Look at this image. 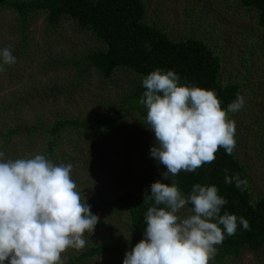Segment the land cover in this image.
Returning a JSON list of instances; mask_svg holds the SVG:
<instances>
[{
  "label": "trees",
  "instance_id": "obj_1",
  "mask_svg": "<svg viewBox=\"0 0 264 264\" xmlns=\"http://www.w3.org/2000/svg\"><path fill=\"white\" fill-rule=\"evenodd\" d=\"M232 4L246 13H254V27L264 29V0H232ZM190 10L191 7L187 8L186 12ZM0 13L12 17L5 31L10 37L8 41L4 40L6 36H2L0 26V41H4L0 44V49L9 47L16 58L15 64L4 65L5 71L0 72V151L4 152L3 144L9 143L12 139L22 140L25 146H30L32 138L45 136L43 147L38 148L41 150L28 152L30 155L26 158L43 154L54 164L71 163L72 171H75L77 162L75 160H78L76 154L80 149L75 144H71L69 152L64 154L58 146L59 134L68 128L76 134L84 133L101 137L104 145H108L107 149L102 147V152L96 154L91 162L85 161L82 157L80 159L90 164L97 162L101 165L108 152H115L120 145L125 149L136 145L134 138L138 136V127L135 126L126 142L123 139H116L112 135L113 129L122 126L123 117L129 111L136 112L137 126L146 122L147 110L139 103L145 91L142 80L159 68L162 71H175L182 84L214 90L221 101L222 109L226 111L228 105L245 89L249 94V102H252V110L246 113L248 105H243L236 112H228V117L234 114L235 119L246 122L243 131L255 136L254 146L257 149V157L264 163V115H262L263 110L255 109V106L261 104L256 102L257 100L264 101V74H260L257 78L256 86L247 87L245 84L241 90L242 83L236 79L220 81V56L209 46V41L202 36L186 37L182 40L169 39L155 24L144 23V0H0ZM36 15L44 16V35L53 37L54 40L51 42L62 39L61 33L55 26L65 19L73 22L77 29L88 32L99 48L95 50L86 48L82 51L70 48L66 52L52 56L49 52H45L46 67L68 68L72 71V79L68 83L50 82L51 84L45 85L39 92L31 82L28 81L33 91L24 84H18L19 76L12 78L18 75L20 63L32 61L33 54H36L34 53L36 44L28 35L29 25L34 22ZM188 16L191 18L190 14ZM209 27L211 28V23ZM240 30L243 32V29ZM245 35L249 36L248 32ZM248 44L250 54L258 50L253 49L251 42L248 41ZM243 59L246 63L251 61L248 56ZM89 70H93L103 84H107L117 70L129 73V76L124 75V77L130 81L123 86L124 91L118 95L116 103H111L107 95L104 97L101 95L103 101L99 105H102V113L92 119L81 118L78 115H64L49 123L42 121L38 115H32L30 121L21 117V111L33 103L34 97L42 94L54 96L75 92L78 83ZM248 72L246 69L243 75ZM120 82L123 84L122 81ZM9 83H17L19 88L9 92ZM7 84L8 86H5ZM97 90L102 91L99 86ZM260 117L263 118L262 121H259ZM257 122H261L262 127L257 125ZM154 144L156 146V143ZM147 149L150 150L151 147L147 146ZM215 157L213 162L205 163L195 172L181 171L167 180L162 175L159 177L147 175L148 182L139 181L146 186H151L156 181L171 185L174 181L185 196L191 193L195 184L216 186L218 194L227 201L222 206L220 215L227 212L238 218L243 217L249 223V230H244L238 219L235 234L232 236L225 234L223 242L215 246L216 252L209 264H226L228 260L237 258L243 250L256 253L263 247L264 192L256 197L251 196L244 168L236 160L234 153L227 155L225 150L220 148L215 153ZM93 189L94 187L89 191L93 192ZM81 195L83 197L85 194ZM91 195L92 198L86 199L94 214L110 211L124 213L125 229L128 233L127 243L121 245L100 242L99 239L86 233L85 247L79 250L68 248L62 253V258L66 260V264H89L95 259L109 257L111 264H123L125 254L144 238L147 227L144 218L152 202H144L145 194L130 191H120L108 197L99 191L96 195ZM190 207L189 205L186 208L190 210ZM220 227L223 228L222 225Z\"/></svg>",
  "mask_w": 264,
  "mask_h": 264
},
{
  "label": "clouds",
  "instance_id": "obj_2",
  "mask_svg": "<svg viewBox=\"0 0 264 264\" xmlns=\"http://www.w3.org/2000/svg\"><path fill=\"white\" fill-rule=\"evenodd\" d=\"M0 61V72L16 63L9 47L0 49ZM142 85L139 103L147 110V128L156 142L150 155L167 169L161 174L165 180L213 162L220 148L232 155L236 124L228 112L240 110L243 97L226 111L214 90L182 84L175 71L159 68ZM4 156L0 151V264H66L62 253L83 249L85 234L99 222L77 190L73 165L54 164L43 154ZM150 193L144 196V202H152L144 218V238L125 254L123 264H209L225 234H235L238 219L249 230L245 218L220 215L227 201L214 185L195 184L185 196L174 181H156ZM189 205V215H178Z\"/></svg>",
  "mask_w": 264,
  "mask_h": 264
},
{
  "label": "rangeland",
  "instance_id": "obj_3",
  "mask_svg": "<svg viewBox=\"0 0 264 264\" xmlns=\"http://www.w3.org/2000/svg\"><path fill=\"white\" fill-rule=\"evenodd\" d=\"M144 1V23L147 25L155 24L169 39L182 40L186 37L202 36L209 41V46L220 56V81L236 79L242 83L240 90L245 84L247 87L257 85V78L260 74H264V29L254 27V13H246L235 8L232 0ZM190 7L191 10L186 12V9ZM189 14L191 18H188ZM43 18L44 16L36 15V19L28 28V35L32 42L36 44L34 49L36 54H33L32 61L20 63L18 75L12 76L13 79L19 76L18 84H24L26 88L33 91L34 89L29 84L31 82L37 87L38 92L45 85L68 83L72 79V71L68 68L52 69L46 67L45 52H49L52 56L60 52H66L70 48L79 51L86 48L99 49L88 32L77 29L73 22L65 19L59 21L55 26L61 33L60 37L62 39H58V42H51L54 38L44 35ZM11 19L10 15L0 13L2 36H6V39H4L6 41L10 39L5 31H7ZM210 23L211 28L209 27ZM240 29H243V32ZM247 32L249 36L245 35ZM248 41L252 43L253 49L258 50L250 54ZM3 42L0 41V44H3ZM245 56L250 57L251 61L246 63L243 59ZM246 69L249 72L243 75ZM128 74L126 71L117 70L114 72L113 77H110L109 82L103 84L94 71L89 70L83 80L78 83V89L75 92L70 91L66 94L60 93L54 96L42 94L34 97L33 103L28 107H24L21 111V117L25 118L26 121H30L32 115H38L42 118V121L47 123L55 121L59 117H64V115H78L81 118L92 119L102 113V105H99L103 101L102 96L107 95L111 103L118 101V95L124 91L123 86L130 81L124 77V75L129 76ZM9 84V92L19 88V85H16L17 83ZM5 86H8V84ZM97 86L101 87L102 91H98ZM248 95L245 89L239 93V97H243L244 105H248L246 113L252 110L253 106L252 102H249ZM98 100L99 102H97ZM256 102L261 103L255 106L256 111L261 109L263 110L262 115H264V101L257 100ZM235 116L233 114L228 117L234 120L236 124L234 136L236 147L233 153L236 160L244 168V175L251 196L256 197L264 192V163L257 157V149L254 146L255 136L243 131L246 122L235 119ZM136 117V112H127L123 117L122 126L118 128L120 130L113 129L112 133L116 139H123L126 142L136 126L139 129L138 136L134 138L136 145L126 149L120 145L115 149V152H108L101 165H98L97 162L89 163L94 160L96 154L102 152V147L106 149L108 147L107 144L104 145L101 137L84 133L76 134L68 128L62 130L59 134L58 146L64 154L69 152L73 144L80 149L79 153L76 154L78 160H75V162L77 161L75 171H72L71 176L77 184V190L81 191V194H85L83 196H86V198H92L91 194L96 195L97 191L102 192L107 197L120 191H130L138 194H145L147 191L150 195V186L142 184L139 180H147L146 182H148L147 175L159 177L167 171L165 166L151 157L150 150L147 149V146L151 148L155 146L154 133L147 128L146 122L137 126ZM262 120L263 118L260 117L259 121ZM257 125H261V122H257ZM44 139L45 136L34 137L30 146H25L22 140L12 139L2 146V148H5L3 159L26 158L30 155L28 152L41 150L38 148L43 147ZM124 145L126 147L125 143ZM81 157L89 162L80 160ZM93 187V192H90L89 190H92ZM186 207L178 215L181 217L189 215L190 210ZM97 215L99 216V222L94 231L90 233L91 236L99 239L100 242L106 241L110 244L126 245L128 233L125 229L126 216L124 213L110 211L97 213ZM110 261L109 257L98 258L89 264H111ZM226 264H264V245L256 253L243 250L237 258L228 260Z\"/></svg>",
  "mask_w": 264,
  "mask_h": 264
}]
</instances>
